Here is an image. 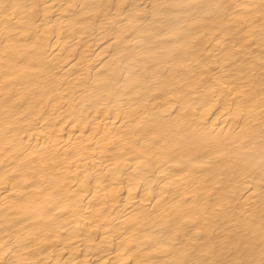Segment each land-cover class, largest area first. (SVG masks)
Here are the masks:
<instances>
[{"label":"bare ground","instance_id":"1","mask_svg":"<svg viewBox=\"0 0 264 264\" xmlns=\"http://www.w3.org/2000/svg\"><path fill=\"white\" fill-rule=\"evenodd\" d=\"M0 264H264V0H0Z\"/></svg>","mask_w":264,"mask_h":264}]
</instances>
